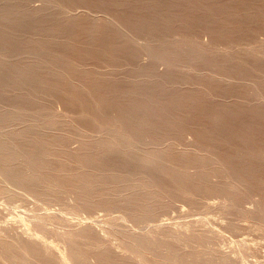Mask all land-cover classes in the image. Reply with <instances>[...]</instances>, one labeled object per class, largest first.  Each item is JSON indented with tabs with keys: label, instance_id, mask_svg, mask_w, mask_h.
Here are the masks:
<instances>
[{
	"label": "bare ground",
	"instance_id": "obj_1",
	"mask_svg": "<svg viewBox=\"0 0 264 264\" xmlns=\"http://www.w3.org/2000/svg\"><path fill=\"white\" fill-rule=\"evenodd\" d=\"M28 2L29 0H0L1 179L20 187V189L24 188L35 192L34 194H42L51 199L58 198L64 189L69 190L79 195L83 201L82 204L89 208L98 203L100 206L110 207L109 210L124 208L125 211L129 210L130 212L131 210L133 214L134 210L149 212L155 207L159 206L160 208L165 197L181 196L190 200L191 197L206 196L212 192L224 194L232 192L234 189L236 191V188L238 191H242L239 190L240 188H256L261 192L260 196L258 195L260 192H257V195L264 200V178L259 176V173L263 174L264 172V144L259 142L260 137H256L255 132L259 129L257 123L252 121L264 119V107L257 104L259 99L257 102L254 100L256 104L251 103V100L245 101L244 104L246 99L243 101L238 99L232 103L224 101L227 97L232 98L231 95L242 98L246 93L247 82L250 84V88L256 90L257 93L262 91L264 94L263 79L257 82V77L256 81H253L256 78L253 69L259 68L258 71L263 69L261 72H264V63L260 61L264 58V48L255 50L251 44L246 46L243 42L242 45L247 48H241L242 50H239L241 53L238 50H233V53L231 51L233 47L230 48V51L223 52L222 50L221 53L212 52V54L196 51L197 53L193 54V59L188 60H193L197 64L207 62V65L210 62L212 70L217 73L211 75L212 73L209 72V76L184 75L186 71L180 75L181 77L179 76V79L177 76L174 77L173 66H176L177 60L183 56V50L180 52L174 43L166 44L164 42L157 46L152 44L155 47L148 45L142 47L140 44L141 47H138L136 45L138 43H133L131 37L146 35L155 38L156 36L155 41H158L157 37L164 40L167 39L166 37H173L177 34L182 37L186 32L190 33L194 30V32H200V35L206 32L205 34L210 35L212 42H216L217 39L229 42V44H233L234 40L242 42L245 37L249 38L251 33L254 35L253 32L259 31L258 33L261 34L260 31H264V0H45L46 5L37 8H30ZM78 6L85 7L87 11L103 10L107 13L105 15L111 19L105 18V15V17H99L100 19L96 20L86 16L88 14L81 15L80 12L78 15L72 14L74 11L71 10L78 9ZM75 12L77 11L75 10ZM97 14L99 13L94 15ZM118 22H120L119 25L122 24L127 29V33H131L130 36L123 33L125 31L121 32L124 28L121 30L117 28L116 23ZM171 32H175V35H170ZM176 32L178 33L176 34ZM198 33H194V36ZM147 37L146 41H148ZM261 40L260 42L255 40L254 43L256 41L261 43ZM200 43L198 42V44ZM211 43L209 44L211 45ZM238 44L241 46V43ZM238 44L236 47H239ZM140 48L149 51L154 60H162L164 61L162 63H167V66H170L168 70L173 69L172 74L168 73L169 71L163 72L160 80L153 82V77L157 76L156 78H158L159 71H156V67L154 68L155 65L152 63L153 66L149 68L147 74L144 73L146 74L144 79L140 78L141 80L137 79L134 82L131 80L133 83L127 81L129 83L127 85L121 83V75H119L120 79L114 75H117L118 71L113 70L114 74L110 75L111 71L106 70L109 68L105 66L115 69L121 63L123 65L120 66H123L124 69V62L132 66L133 62L139 58L137 54ZM217 48L219 47L217 46ZM186 51L189 49L186 48ZM193 51L195 50L193 49ZM237 51L241 54L239 59H245L244 61L249 59L254 62L253 65L257 63L255 68L252 67L253 74L243 68L244 61L242 63V60L235 59L236 56H239ZM137 62L134 63V66L137 65ZM228 62H232V64L226 66L225 64L229 65ZM150 64H146L147 68ZM100 67L104 68L106 73ZM126 68L123 71H126ZM205 68L203 69L206 70ZM142 69V66H139L134 71L135 74H131L132 76L128 72L126 74L136 80ZM209 69L208 71H212ZM123 74L125 75V72L122 73V76ZM181 79L185 82L183 84L197 83L199 87L196 85L198 87L196 90L182 91L173 83L181 81ZM191 85L190 87H192ZM253 89L251 90L253 91ZM212 95H216L219 99H212L210 97ZM262 96L264 98V95ZM252 97L254 99V96ZM220 98L222 99L220 100ZM54 102L60 103L65 107V110L74 111L75 114L67 118L71 124V131L54 134L55 129L51 133L41 130L43 127H37L36 123L38 122H44L45 127L47 125L49 129L60 123H66V120L61 121L64 119L58 118L59 114L56 115L52 110ZM262 126H264V122ZM60 127L62 126L60 125ZM62 129L61 131L67 130ZM186 130H191L196 137V142L199 141L195 147L197 151L194 153L191 150L185 152H182L183 149L181 152L174 150L173 143L181 140ZM75 135L81 138V146L72 150L68 145V140ZM97 135L101 137H99L100 140L97 142L90 140L94 136L98 137ZM145 135L151 137L153 146H158L166 140L171 141L170 143L164 142L167 145L163 148L150 149L145 154H140L138 147L144 143ZM257 135L259 136V133ZM146 139L149 140V138ZM217 151L221 152L220 156L217 155ZM190 166L197 167L198 172L191 174V170H188ZM223 173L232 178L230 184L216 185V182L212 181L213 178H210V174L221 176ZM223 194L221 195L223 196ZM259 197L257 198L259 199ZM192 202L194 201L192 200ZM230 202L232 201L230 200ZM261 206L263 205L261 204ZM77 234L69 235L68 233L69 236L66 237L68 255L71 260L73 258V261L78 260L81 264H87V256L93 254L96 264H133L124 259L118 260L116 258L118 256L113 255L114 252L112 253L104 247L101 250L98 249L99 251L96 249V252L92 253V244L83 247L79 238L82 234ZM12 235L7 234L8 238L6 239L0 238V264H59V259L58 262L50 259L51 253L49 254L48 247L37 246L35 242H32L33 240H21L20 235H18L19 238ZM186 239H184L185 242ZM193 240L197 241L198 239ZM169 241L170 239L167 242ZM174 242L176 241L174 240ZM185 242L184 244H186ZM67 243L65 242V245ZM197 243H193V246L195 247ZM155 244L156 241H150L147 246L153 247ZM172 245L175 247L173 243ZM144 246L146 247L145 244ZM174 247L171 248L172 253L180 256L181 251L179 252ZM172 253L170 255H173ZM206 257L212 259L209 255ZM181 258L180 260H182ZM192 258L188 259L190 264H202L199 261L203 259ZM201 258L203 257L201 256ZM216 260L214 261L216 262ZM210 261L212 262V260ZM153 262L155 261L151 263L153 264ZM227 262L229 264L231 261Z\"/></svg>",
	"mask_w": 264,
	"mask_h": 264
},
{
	"label": "rangeland",
	"instance_id": "obj_2",
	"mask_svg": "<svg viewBox=\"0 0 264 264\" xmlns=\"http://www.w3.org/2000/svg\"><path fill=\"white\" fill-rule=\"evenodd\" d=\"M222 1H225V0H222ZM28 3H29L28 5L30 6V8L44 7V5H46L45 4L46 3L45 0H31V1L29 0ZM31 5H32V7H31ZM77 8L78 9L75 8L74 10H71V11H74V13H72L71 11L70 12L72 14H75V15H78L79 12L81 13V15L88 14L86 16L93 17L96 20L99 17L102 18V17H105L107 15V13L104 12L103 10L102 11H100V10H92V11L88 10L87 11V9L85 7L82 8V6L81 7L78 6ZM80 8H82V9H80ZM85 9H86V11H85ZM75 10L77 12H75ZM89 11H91L92 13L89 12ZM94 12L95 13L98 12L99 14L94 15L95 14ZM103 12H104V14H103ZM105 13H106V15H105ZM96 16H98V17H96ZM107 17H109V16H106L105 18H107ZM119 23L120 22L116 23V25L118 26L117 28L120 29V30L124 28V30H121V32L125 31L123 33L127 34L128 36H130L131 33L129 31H128L129 33H127L126 32L127 29H125V27L122 24L119 25ZM188 31L190 32L191 29L188 30ZM258 32L259 31L253 32L254 35H252V33H251L252 36L251 35L248 36L250 39L245 37V39H243L244 41L241 40L242 42H238L240 40H237V41L234 40L233 44L232 43L229 44V42L226 43L225 41H221V40H218V39L215 40L216 42L213 41L214 42L213 43L210 35L208 36V34L207 35L205 34L206 32L202 33V34H204L202 36V34L200 35V32L199 33L198 32H194V30H192L190 33L186 32V34L184 35L185 37L182 36L183 38L181 37L180 34H177L178 32H176V34L178 36L174 34L175 32H171L170 35H175V36H173L175 39L172 36L170 37L168 35L169 37H166L167 38V39L165 38L166 40L157 37L158 41H155L156 40V36H155V38H152V37H149V36L147 37L146 35H140V36L136 35L137 37L134 35V36H131V37L133 39V43H135V44L138 43V44H136L138 47L140 45H142V47H144V45L145 46L148 45V46H151V47H155L154 45L157 46L160 43L164 42L166 44L174 43L176 45V47L179 48L180 52L183 50L182 51L183 56L180 57L177 60L178 63L176 64V66H173V69L175 70V72H173L172 68H171L172 70L169 71L168 69H170L169 68L170 66H167L168 65L167 63H162V62H164L162 60H157V59L154 60V58L152 57L151 53H149V51H147L145 49H142V48L139 49V51H138L139 53L137 52L139 54V56L137 54V57H139L138 60H135V62L138 61L136 63L137 65L134 66L135 62H133L132 66L129 65L128 63L124 62L125 63L124 69L127 67L126 71H123L124 70L123 66H120V65H123V63H121V64H119L117 66V67L120 66L119 67L120 69L117 68V67L115 69H113L112 67H108V66H105V67H107L109 69H106V68L105 69L111 71V73L109 72L110 75H113L114 71L120 72L121 74H119L117 72V75L116 74H114V75L116 77L118 76L117 77L118 79H120L119 75H121L120 77H121V79L123 81L122 82L120 80L121 83L127 84V85H129V83H133L134 81H137V79L138 80L140 78L144 79L146 74H147V71L149 70V68H151L153 66L152 63L155 65L154 68L156 67L155 68L156 71L160 72V73L158 72V78H156L157 76L155 78L153 77V79H152L153 82H154V80H155V82L160 80L161 75L163 76V74L167 73L168 71H169L168 73H171V74L173 72L174 77L177 76L179 79L181 77L180 75L184 74V72H186V71L187 72L184 75H197L198 74V75H201V76L202 75L203 76L204 75L205 76H209L210 73H212L211 75H214V74L217 73V71L215 73L212 70L213 69L212 68V63L209 62L208 65H207V62H205L206 64L204 62H200V64L198 63L199 64L198 65L197 63H194L193 60H188V59H193V57H194L193 54L197 53L196 51L204 52V53L208 52V54H212V52H214V53L215 52L216 53L220 52L221 53L222 50H223V52L230 51V48H232V47L234 49L232 48L231 51H233V50L234 51H236V50L239 51V50H242L241 48L244 49L246 46H248V44L249 45L251 44L252 48H255V50L263 49L264 48V42H263V40H264V37H263L264 31H260L261 34L258 33ZM194 33H198V34H195V36L196 35H198V36L195 37ZM188 34H191V35L188 36ZM192 34H193V36H192ZM186 36H188V37H186ZM146 37H147L148 41H146ZM190 37H192V38H190ZM169 38H172V39L169 40ZM185 38H187L188 40L185 39ZM197 38L200 39V40H198ZM150 39H151V41H150ZM152 39H154V40H152ZM206 40H208L207 41L208 44H207V42H205ZM255 40H257L258 42H260V40H261V43H258L257 41H256V43H254ZM134 41H136V42H134ZM191 41L192 42L194 41L193 44H192ZM196 41H198L199 43L202 42L204 45L202 43L198 44V42H196ZM237 42L241 43L242 47L239 46L240 44H238ZM243 42H245V43H243ZM209 43H211V45ZM215 43H218V44H215ZM242 43L245 44L246 46L242 45ZM152 44H154V45H152ZM213 44L216 47L212 46ZM236 44H238L239 47H236L237 46ZM227 45H229V46L232 45V46L229 47ZM203 46H204V48H203ZM217 46L219 48H217ZM257 46H259L260 48L257 47ZM186 48H187V50L189 49V51H186ZM206 48H208V49H206ZM210 48H212V49L210 50ZM224 48H226L227 50L224 49ZM193 49L195 51H193ZM216 49H218V50H216ZM234 51H233V53H234ZM191 52H192V54H191ZM239 52L241 53V51H239ZM239 52L237 53V54H239V56H236L235 59H237V58L239 59L240 58L241 54ZM235 54H236V52H235ZM184 57H186V58H184ZM141 58H142V60H141ZM239 60H242V59H239ZM244 60H242L241 62L243 63ZM247 61H244V63H243L244 67L243 68H245V70L248 69L247 72H250L251 74L254 73V75H256V78L253 79V81L255 82L257 77H258L257 82L262 81V79H263L262 82H264V74H262L264 72H261L263 69L258 71L259 68L257 69V68L254 67L255 65H257V63L253 65V63H254L253 61H251V60L249 61V59H247ZM260 61H262V63H264L263 62L264 58H262ZM139 62H141V63L139 64ZM150 62H151V64H150ZM154 62H156V63H154ZM250 62H251V64H250ZM179 63H181V64H179ZM228 63H229V65L228 64H225V65L226 66H230L232 64V62L231 63L228 62ZM146 64H150L148 66V68H147ZM183 64H184V66H183ZM209 64H211V65H209ZM126 65H128V66H130L132 68H129ZM139 66H142V68H143L141 70L140 74L141 75L144 74V73H146V74H144L143 76H141L139 74V78L137 76L136 80L133 77H132L133 78L132 79L130 76L135 74L134 71H136V69ZM245 66H247V67H245ZM165 67H167V68H165ZM252 67H254L255 69H253ZM133 68H136V69H133ZM200 68H202V70H200ZM203 68H205L207 71L204 70ZM103 69L104 68H101V70H103ZM129 69H130V71H129ZM145 69H146V71H144ZM165 69L167 70L166 72H165ZM208 69L212 70V71H208ZM252 69L254 71L253 73H252ZM119 70H121V71H119ZM132 70H133V72H132ZM255 70H257V71H255ZM196 71H198V72H196ZM103 72H105V70H103ZM124 72H125L126 77H124L125 76L124 74L122 76V73H124ZM126 72L130 73V76L128 74H126ZM187 73H190V74H187ZM221 74H223V73H221ZM128 76H129V79L127 78ZM259 77H261V78H259ZM123 78H124V80H123ZM152 80H151V82H152ZM127 81H129V83H127ZM181 81H182V79H181ZM181 81L178 80V81H175L173 83H174L175 87L178 86V88L179 89L181 88L180 90H182V91H187V90L191 91V89L192 90H196L199 87V85L197 83L191 85L188 82L186 84H183L185 82H183V81L181 82ZM124 82H126V83H124ZM151 82H149V83H151ZM179 82H181L182 84L181 83L179 84ZM248 84L249 83L247 82L246 83V89H245L246 93L243 94L242 98H241V96L239 98H237V96L231 95L232 98L229 97L230 98L229 99L227 97V98H225L224 101L227 102V103H232V102H234L235 100H238V99L240 101H243L244 99H246V100H244V104H245V101L248 102L250 100H251L250 101L251 103L254 102L256 104L257 100L259 99L258 100L259 102L257 104L264 107V105H263L264 104V100H263L264 98L262 96V95H264L263 92L261 91L260 93H257L256 90H254L253 88H250V84H249V87H248ZM146 85H148V83H146ZM190 85L192 87H190ZM196 85H198V87ZM251 89H253V91ZM254 94H256V95H254ZM244 95H246L247 97H249V96H251V97L247 98ZM252 96H254V99H253ZM210 97L212 99L213 98H215V99L218 98L216 95H212ZM244 97H246V98H244ZM221 99L222 98H220V100ZM60 105H61L60 103L57 104V102H54V104L52 105L53 106L52 110L54 111V113L56 115L59 114V115H57L58 118L64 119V120H61V121L64 122L66 120L65 121L66 123H62V124L60 123V124H58L59 126L56 125L54 128H52V129L50 128L49 129V127L47 125L45 127L44 122H38V123H36L37 127L38 128L43 127V128H41V130L43 129V131H47V132H51V133L55 132L54 134H63V133H65V131L66 132L71 131L72 130L71 129V124H70V122L67 121L68 120L67 118H69L71 115H73L75 113L71 109L65 110V107L62 106V105L60 106ZM69 110L72 111L71 112L72 114L70 113ZM66 113H68V114H66ZM61 114H62V116H61ZM263 120L264 119H262V120L257 119L256 121L255 120H252V121L257 123L258 129H259V130H257V132H255L256 133V137L257 138L260 137L259 138V142L264 144V141H263L264 140V131H263L264 130V126H262L263 122H264ZM189 122H192V121H189ZM41 123H42V125H41ZM69 124H70V126H69ZM60 125L62 127H60ZM64 125L67 128L63 127ZM46 128L49 129V130H47ZM57 128H59V129H57ZM62 128L67 129V130L61 131V130H63ZM54 129H55V131H53ZM56 130L59 131V132H57ZM191 132H192L191 130H186L185 133L183 134L184 138L182 136L181 140H178L177 142L173 143V145L175 146V147L174 146L173 147H174V150L176 152H181L182 149H183L182 152L191 150L194 153V151L195 152L197 151V148H195V147H197L196 145L199 144V141L196 142V137H195L194 133L192 132V134H191ZM258 133H259V136L257 135ZM97 136L98 137H96V136H94V138L92 137L93 139L91 138L90 140H92L93 142H97L98 140H100L99 139L100 136L99 135H97ZM72 138L70 140H68V145H69L70 149H72V150L78 149L81 146V138L76 136V135L72 136ZM146 138H149V140L146 139ZM261 138H262V141H260ZM69 141H70V143H69ZM170 141L171 140H166V141L162 142L163 144L161 143L158 146H156L154 144L155 146H153V143L151 142V137L149 135H145L144 138H143V142L144 143H142V145H144V146L139 145L138 148H139L140 151L139 150L138 151L140 152V154H145L146 151H148L150 149L151 150L152 149L156 150V149L165 147V145H167V143H170ZM146 142H148V143H146ZM164 142H167V143L164 144ZM183 143L187 144V145H185V146H187L186 148H185ZM261 143H259V144L261 145ZM149 144H150V146H148ZM190 145H192V146L188 147ZM142 147H144V148H142ZM176 148H177V150H176ZM216 153L219 156L221 155L220 151H217ZM254 164H255V162H254ZM193 167L197 168L195 166H190L188 168V170L189 171L191 170L190 171L191 174H196L198 172L197 171L198 168L195 170ZM193 169H194V171L192 172ZM263 175H264V172H263V174L259 173V176L261 178H264ZM213 176H212V174H210V178H213L212 181L214 180L213 182H216L215 183L216 185H218V184L219 185H225V184L228 185L232 181V178H230V176L228 177V175L226 173H223L221 176H216V175H213ZM2 180H4V179L0 178V189H1L0 193H2V194H0V238H5L6 239V238H8L6 236L7 234L8 235L9 234L10 235L13 234L12 236L20 235L21 236V238H20L21 240H29V241L33 240L32 242H35L37 244V246L39 245L40 247L42 246L44 248L48 247L47 250H48V252L50 251L49 254L51 253L49 255L50 259H52V261H56V262L59 261V264L60 263L61 264L62 263L63 264H78V263L81 264L76 259H75L76 261H73V258L71 260V257L68 255V243H67L66 240H67L68 236L71 235V233H72V235H75L76 233H78L77 235L82 234L81 236H79L80 241L82 243V246L85 247V246H87V244H90V245L92 244L91 246H93L95 248L94 249L93 247L90 246L92 248V253L96 252V249H97V251H99V250H101V248L103 249V247H104V248H107L110 251H112V253L114 252L113 255L114 256H118V257H116V258H118V260H123L124 259L126 261L132 262L133 264H148V263L152 264L151 263L152 261H155V262H153V264H190L188 262L189 261L188 259H191V257H193L192 259H195V260H200V259L202 260L203 259L202 261H199L202 264H208V263L209 264H211V263L212 264H223V263L224 264H228L227 261H231V262H229V264L230 263H232V264H264V227H263L264 226V215H263V213H264V200H262L261 197H259L261 195V192L259 190H256V188L255 189L252 188V187L240 188L239 190H242V191H238L237 190L238 188H236V191L234 189V191L227 192V193H224V194L222 192H217V193L216 192H212V193H208L206 196L204 195V196H200V197H191V199L194 202H192L191 199L189 200L188 198L181 197V196L180 197L176 196L175 198L174 197H172V198L165 197L163 199V203L160 205V208L162 207L163 210H162V208L160 209L159 206H158V207H155L156 209L153 208L151 211H149L151 213H149L148 211L147 212H143L142 210H134V214H133V212L131 210H130V212L127 209H126L127 211H125L124 208H121V209L120 208H111V210H109L110 207H107V206H104V205L100 206V204H98V203H95L93 206H91L89 208L88 206L82 204L83 201L79 197V195H77L75 193H72V191H69V190H65L64 189V190H62L60 192L58 198L56 197V198H52L51 199L49 197L43 196L42 194H38V193L34 194L35 192L27 190V189H24V188L20 189V187H17V186L11 184L10 182H8L6 180H4V181H2ZM8 183H9V185H8ZM4 187H6V188H4ZM62 192L63 193L66 192V193L63 194ZM241 192H243V193H241ZM257 192L258 193L260 192V193L258 194ZM220 193L223 194V196ZM211 195H212V197H211ZM242 195H243V197H241ZM216 196H217V198H216ZM202 197H204V198H202ZM257 197H259V199ZM219 198H220V200H219ZM184 199H188V200L186 201ZM241 199H242V201H241ZM215 200H217V201H215ZM230 200L233 202V204H232V202H230ZM234 201H235V203H234ZM203 203H205L206 205L203 204ZM260 203L263 206H261ZM162 205H164V206H162ZM92 207H94V208H92ZM164 208H166V209H164ZM254 211H255V213H254ZM91 212H92V214H91ZM124 212H126V213H124ZM135 212L138 213V214H136ZM148 213H149V215H148ZM128 214H130V215H128ZM145 214H146V216H144ZM142 215H143V217H142ZM151 216H153V217H151ZM48 218H49V220H48ZM132 218H133V220H132ZM136 220H138V221H136ZM163 230L165 231V233H164ZM43 231L44 232L46 231V232L44 233ZM186 231H187V233H186ZM68 233H69V235H68ZM100 233H102V234H100ZM156 233H157V235H156ZM87 234H88V236H87ZM189 234H191V235H189ZM2 236H5V237H2ZM20 236H18L17 238H19ZM189 236H191V237H189ZM199 236H202V237L199 238ZM23 237H25V238H23ZM27 237H28V239H27ZM88 237H90V238L88 239ZM158 237H159V239H157ZM161 237H162V239H161ZM186 238H188V239H186ZM169 239H170L171 242L170 241L167 242ZM184 239H186V242L184 241ZM193 239H196V240L198 239V240L195 241ZM199 239H201L203 241H201ZM83 240H84V242H82ZM161 240H163V241H161ZM174 240L176 242H174ZM180 240H182V241H180ZM150 241L151 242L152 241H156V244L153 247H148L147 244L150 243ZM65 242L67 243L66 245H65ZM87 242H89V243H87ZM180 242L181 243L183 242L182 243L183 244L182 247L180 245L181 244ZM184 242L186 244H184ZM192 242L193 243H197L198 242V243H197V245L195 244V247H194L193 246L194 244ZM162 243H164V244L162 245ZM172 243L175 245V247L172 245ZM178 243H180V244H178ZM189 243H191V244H189ZM132 244H133V246H132ZM144 244L146 245V247L144 246ZM177 245H180V246H177ZM185 245H187V246H185ZM190 245H192V246H190ZM198 245H200L202 248L200 246H198ZM208 245H209L210 248L208 247ZM184 246L186 247L185 250H184ZM143 247H144V249H143ZM172 247H174L175 249L179 250V252L181 251L180 252L181 254H183V252H184V254H183L184 256L180 254V256L182 257L181 258L179 256V254H177L178 256H176V254H173L172 253L173 250L171 249ZM198 247H200L201 249L198 248ZM130 248H131V251H130ZM153 248L154 249L156 248V249L154 250ZM146 249H148V250H146ZM149 249H150V251H149ZM157 249H160V250L157 251ZM153 250H154V252H153ZM198 251H200L201 253L200 252L198 253ZM164 252H165V254H163ZM171 253L173 255H170ZM188 254H189V256H188ZM200 254H201V256L203 258H201ZM207 255L211 256L212 259L207 258L206 257ZM220 255H221V257H220ZM89 256H90L91 259L89 258ZM174 256H176L177 258L176 257L172 258ZM180 258L182 260H180ZM222 258H223V260H222ZM87 259H88L87 260V264H89V263L90 264H92V263L96 264V258H95V256L93 254L88 255ZM172 259H175V260H172ZM183 259H185L186 261H184ZM208 259L212 260V262L210 260H208ZM216 259L218 260V263H217ZM214 260H216V262ZM183 262H185V263H183ZM219 262H221V263H219Z\"/></svg>",
	"mask_w": 264,
	"mask_h": 264
}]
</instances>
